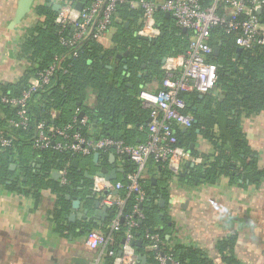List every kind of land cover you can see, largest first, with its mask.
I'll return each mask as SVG.
<instances>
[{"label":"trees","instance_id":"trees-1","mask_svg":"<svg viewBox=\"0 0 264 264\" xmlns=\"http://www.w3.org/2000/svg\"><path fill=\"white\" fill-rule=\"evenodd\" d=\"M199 1L203 6L208 5L205 0ZM37 15L44 16L45 21L28 29L20 45L19 56L31 68L15 85L1 86L0 96L18 97L35 74L48 68L55 59L61 61L60 70L30 100L28 129L11 132L15 137L14 147L0 153V184L20 191L17 184L26 178L34 186L33 189L40 190L46 186L59 195L61 204L66 206L65 195L88 186V180L82 171L71 166L72 161L78 158L76 156L53 150L33 151L34 155H26L24 148L32 141L36 124L44 122L47 127L62 126L70 122L74 115L83 113L92 124L91 128L95 127L93 134L81 128L84 136L110 137L128 145L137 144L136 136L145 130L149 115L141 106L139 94L152 82L160 84L164 78L162 59L183 54L191 34L157 11L155 22L160 35L152 40L138 37L136 33L141 28L142 11L122 4L117 7L114 17L112 47L104 48L99 42L85 41L78 46L75 57L65 59L69 50L58 42L59 27L54 21L56 15L51 8L44 7L37 10ZM258 16L264 22V11ZM67 33L64 32V35ZM235 40L233 33H226L219 27L212 29L209 45L212 49L217 47L218 53L211 54L208 62L216 68L215 89L202 97L194 92L181 94L186 104L184 113L192 115L194 123L186 131L176 129V137L179 145L191 157L202 159L199 167L186 168L175 176L189 186L213 184L222 177L228 178L231 183H239L241 187L257 186L264 180V169L258 168L257 159L250 151L242 130L245 120L264 111V46L237 54ZM125 52L128 53L123 58L125 62L116 59L117 55ZM214 93L221 99L218 100ZM52 111L60 113L58 119H51ZM14 113V110L0 103V131L5 130V121L14 117ZM222 115L224 121L221 125ZM196 138L212 146L211 156L199 154L190 148V143H194ZM36 155L42 161V175L30 167V159ZM15 158L16 161L13 160ZM100 159L106 165L108 154L100 155ZM12 162H16V172L10 170ZM65 164L68 165L69 184L63 186L54 181L51 174ZM122 168L123 177L135 170L127 159H124ZM146 174L147 178L141 182L146 197L139 206L143 219L132 230L135 242L140 241L138 246L133 243L135 252L145 257V262L138 264H157L155 254L146 251L149 244L146 233L158 235L159 252L171 256L178 264H215L201 250L183 247L172 237L173 223L165 212L166 206L160 207L159 201L167 202V190L173 174L153 160L147 163ZM151 178L156 179L155 184ZM120 196L125 199L119 210L122 229L112 234L113 244L110 246L116 255L124 238L123 225L127 218H135L134 194L128 195L122 191ZM117 212V207H110L102 232H106L107 225ZM234 244L233 238L218 243L217 250L223 264H239L232 255Z\"/></svg>","mask_w":264,"mask_h":264},{"label":"built area","instance_id":"built-area-1","mask_svg":"<svg viewBox=\"0 0 264 264\" xmlns=\"http://www.w3.org/2000/svg\"><path fill=\"white\" fill-rule=\"evenodd\" d=\"M203 6L199 0H89L81 11L70 5L64 6L57 13L55 24L59 27V44L68 49L65 59L77 55L78 46L85 41L100 44L113 27L116 9L128 4L142 11L141 28L136 35L144 39H155L160 30L155 22V13H168L175 25L189 31L191 36L186 51L178 56L166 57L161 70L164 78L156 91H142L139 100L147 110L150 122L145 126V140L135 145L110 137H86L81 128L91 130L88 117L76 114L70 122L62 126L47 127L44 122L35 126L30 146L34 151L53 150L68 153L78 158H90L94 154H113L116 159H127L135 170L127 173L123 181H108L103 177L93 176L90 191L103 205L117 207L118 212L106 227V232L90 231L84 238V245L97 252L98 259L110 258L113 264H137V255L133 247L135 238L132 230L143 219L139 206L145 200L141 182L146 179V165L150 160L160 163L173 175L183 171L185 162L195 167L202 164L200 157H191L189 152L179 145L176 129L188 130L194 123L193 116L184 113L186 104L183 93L206 95L215 89L216 68L208 62L212 54L209 45L210 32L219 27L226 33L236 35L235 44L242 51H250L264 46V22L257 14L264 11V0H205ZM64 35V32H67ZM59 59L46 69L35 74L18 97L0 96V103L14 110V117L5 121V130L0 131V153L14 147L15 137L12 131H26L30 124L29 103L33 95L50 83L60 64ZM67 167L59 171L60 185H68ZM134 194V219L127 218L124 226V238L120 255L110 249L113 244L112 234L121 228L120 212L125 199L120 193ZM149 241L146 251L153 252L157 264H178L171 256L159 252V237L145 234ZM97 259V260H98Z\"/></svg>","mask_w":264,"mask_h":264},{"label":"crops","instance_id":"crops-1","mask_svg":"<svg viewBox=\"0 0 264 264\" xmlns=\"http://www.w3.org/2000/svg\"><path fill=\"white\" fill-rule=\"evenodd\" d=\"M21 1L0 0V87L15 85L24 72L31 68L19 56L20 45L28 29L45 21L44 16L37 15L40 7L51 8L57 16L64 6L70 5L76 9L77 3L86 5L88 0H29V12L19 23H15ZM101 45L110 48L112 42L106 37ZM158 88L159 83L152 82L143 91L153 92ZM214 95L218 100L221 99L216 93ZM59 115L58 111L50 113L52 120L58 119ZM220 118L222 125L224 115ZM94 128H91L90 134H93ZM242 130L250 151L257 159L258 168L264 169V111L245 120ZM144 140L145 130L137 134L136 143ZM190 147L206 156H211L213 152L212 146L200 138L190 143ZM24 151L26 155H34L30 144L26 145ZM110 154L106 165L100 156L95 162L93 156L83 158L85 160L75 158L78 159L75 168L82 171L83 175L87 173L92 177L96 176L99 168L110 172ZM13 160L16 161V158ZM123 161L115 158L113 162L115 169L121 170L114 181H122ZM11 164L15 166L13 172H16V162ZM187 165L189 162H185L183 171L192 169ZM30 167L42 175V161L37 155L30 159ZM178 175H173L167 190V204L163 205L173 223L172 237L177 244L199 249L215 264H223L217 245L233 238L235 244L232 255L239 264H264V180L257 186L241 187L239 183H231L228 178L222 177L213 184L189 186L175 178ZM53 180L59 182V177ZM87 180L88 186L65 195V201L68 202L66 206L61 204L59 195L46 186L40 190L33 189L34 186L26 178L17 184L20 191L0 184V264H113L108 257L98 259L97 252L84 245L85 236L90 231L102 232L105 223L98 225L94 220L68 219L69 215L77 213L72 207L74 200L85 202L84 209L88 210V217L95 212L93 202L99 199L96 196L94 200L88 198L92 195V180Z\"/></svg>","mask_w":264,"mask_h":264},{"label":"water","instance_id":"water-1","mask_svg":"<svg viewBox=\"0 0 264 264\" xmlns=\"http://www.w3.org/2000/svg\"><path fill=\"white\" fill-rule=\"evenodd\" d=\"M29 8H30V1L29 0L21 1L20 5L18 7V11L16 12V16H15L14 22L15 23H19L20 20H22V18L29 12ZM75 8H76V10L81 11V9L83 8V4L77 3ZM257 14H260V10H257ZM165 16L169 17V14L165 13ZM183 31H186V30L183 29ZM236 52H237V54H240V53H242V50L240 48H237ZM217 53H218V48L217 47L213 48L212 49V54L216 55ZM127 54H128L127 52H125L123 55L119 54V55L116 56V59L122 60L123 62H125V60L123 58L126 57ZM164 60L165 59L163 58L161 63H163ZM202 96L203 95H200V97H202ZM82 116H83V113H80L79 117H82ZM149 122H150V120L147 119V121L145 123V126ZM191 147H192V145H191ZM97 158H98V154L96 153V154L93 155V161L95 162L97 160ZM114 160H115L114 155L110 154L109 155V163H111L112 170L109 172L105 168H99V171L96 173V176L103 177V178H105L108 181L116 180V175H117V173H120L121 170L115 169L114 164H113ZM77 164H78V159H74L72 161V167L75 168V166ZM187 167L193 168V165L189 164V165H187ZM14 169H15V166L13 164H11L10 165V170L14 171ZM84 175H85V178H87V179L92 180V178H93L91 175H88L87 173H85ZM58 177H59V175H58L57 172L52 174V178L53 179H57ZM151 181H152V183H155V179H151ZM94 197H95V195L92 193V195L89 196L88 198L91 199V200H94ZM66 198L69 199V196H67ZM84 204H85V202H81L79 199L78 200H74V202L72 203V207H73V209L77 210V213L69 215L68 219L73 221L74 219L78 218L79 220L83 219V220H85L87 222H90V220H94V223H97L98 225H101V223L104 222V220L108 217L107 211H109L110 207L106 206V205H103L102 203H100L99 200L98 201L96 200V201L93 202V206H94L95 212H94L93 215H91L89 217H88V210L84 209ZM159 205H160V207H163L164 201L160 200L159 201ZM96 221H98V222H96ZM135 245H137V246L140 245V241H136ZM137 260H138L139 263H144L145 262V257L137 255Z\"/></svg>","mask_w":264,"mask_h":264},{"label":"rangeland","instance_id":"rangeland-1","mask_svg":"<svg viewBox=\"0 0 264 264\" xmlns=\"http://www.w3.org/2000/svg\"><path fill=\"white\" fill-rule=\"evenodd\" d=\"M154 19H155V21L157 22L156 17H154ZM113 32H114V28L112 27V28L109 30V32L107 33L106 37L109 38V39L111 40V36H112ZM80 159L85 160V159H83V158H80ZM87 161H88V160H87Z\"/></svg>","mask_w":264,"mask_h":264}]
</instances>
